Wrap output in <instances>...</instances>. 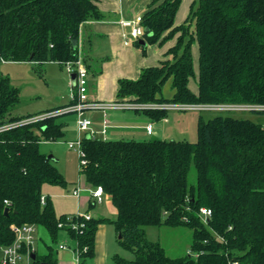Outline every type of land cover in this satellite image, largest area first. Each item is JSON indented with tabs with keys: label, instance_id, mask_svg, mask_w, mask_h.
<instances>
[{
	"label": "trees",
	"instance_id": "obj_1",
	"mask_svg": "<svg viewBox=\"0 0 264 264\" xmlns=\"http://www.w3.org/2000/svg\"><path fill=\"white\" fill-rule=\"evenodd\" d=\"M97 1L0 0V63L64 66L80 56L88 74L78 40L84 23L104 18ZM181 1L152 0L142 14L146 46H161L173 38L175 44L165 60L143 69L138 79H120L117 101L264 104V0H196L184 22L174 26ZM135 46L146 55V46ZM191 79L196 94L189 89ZM168 82L172 94L164 98L161 92ZM18 102V89L0 75V128L39 115L13 114ZM133 112L155 122L169 114ZM61 117L0 131V247L12 244V225L33 224L47 232L52 244L43 255L34 252L28 264H57L53 245L60 232L75 240L78 264H88L97 227L108 223L118 235L117 243L133 255L130 261L114 256L115 264H264V125L217 114L208 120L198 116L194 143L84 137L86 166L80 174L87 185L101 187L110 197L116 219L73 218L72 223L83 224L74 230L57 227L67 215L57 216L48 197L41 204L43 185L66 187L62 174L40 150L42 143L65 136ZM191 171L194 182H189ZM200 208L212 213L205 224ZM148 226L190 230V254L168 257L159 243L146 239Z\"/></svg>",
	"mask_w": 264,
	"mask_h": 264
},
{
	"label": "crops",
	"instance_id": "obj_2",
	"mask_svg": "<svg viewBox=\"0 0 264 264\" xmlns=\"http://www.w3.org/2000/svg\"><path fill=\"white\" fill-rule=\"evenodd\" d=\"M193 1H181L179 9L175 15L174 26H178L184 22L189 14V8ZM151 2L152 0H98L97 6L104 15L103 20L88 21L81 26L78 40V49L79 52L85 56L86 66H89L87 77V91L88 99L90 101H117L118 99L116 97V93L118 90V81L120 79H138L143 69L155 67L159 64V62L165 60V53L170 47L175 44L176 38L167 41L161 46L157 44L147 45L146 55L143 56L141 54V50L135 46V43H138L139 40H135L130 36V28L122 27L119 24L121 20L132 21L136 17H141L142 14L147 10ZM125 42H127V44H125ZM191 53L193 58L194 71L197 76L199 55L197 44H194L192 46ZM44 64H47V66L56 65L61 69L64 68V66L53 62ZM70 77L71 75L68 74V79L66 81L67 87L69 86L68 94L66 96H61V104L55 109L64 108L71 103L70 95L75 93V88L73 86L74 84L71 82ZM189 89L193 93H197L196 84L192 89L189 82ZM132 112H109L105 118L108 128L104 139H134L138 141L157 138L160 139L159 137H156L159 134L156 125L165 123L171 119L168 116L167 118L159 122H155L144 114L136 112H134L133 114ZM87 114V117L92 121V129L96 132L100 131L103 121L102 115L98 112H89ZM58 121L60 123L66 124L65 135L66 131H69V128L74 129L70 131L73 133V138L67 141L70 142L76 140L77 132L75 128V116L65 115L59 118ZM148 125L152 126V134H148L146 131L145 127ZM67 141H65L64 136L59 141L42 143V145L57 144L59 142L67 143ZM49 154L55 159V161H52L53 164L59 162L54 157V155L51 154V151L49 152ZM71 184L72 188L66 195L62 191L65 190L64 188L51 185H43L42 187V197H48L51 200L55 214L57 216L72 215L76 214L77 212H81L89 213L91 217L95 219H107L110 221L116 219V210L113 207L111 199L107 194H105L104 200L100 205H95L90 193L88 192V190L93 189V187L87 185L83 177L77 183ZM78 187L85 190L80 192L79 197H76L73 195V192ZM67 199L69 200L68 206L64 205V203H67ZM91 204H93L94 207L90 209L89 206ZM107 225L113 227V225L108 223L100 224L97 227L95 235L94 257L88 262V264H98L99 255L103 256L104 258L103 254L105 252V242H101L100 233L102 231V228ZM49 241L51 243L50 238ZM68 241H70V239L68 238L67 234L64 232H60L56 243H58L59 245L66 244L67 246L72 248V245H69ZM43 246V249H41L40 247L35 248V253L37 255H43L46 253V248L48 245L43 243ZM69 250L71 251L67 252L65 249L62 250L58 248L54 250V256L57 260V264H77V262H75L72 249ZM94 259L96 260L92 263ZM103 262L104 264H106L105 259Z\"/></svg>",
	"mask_w": 264,
	"mask_h": 264
},
{
	"label": "rangeland",
	"instance_id": "obj_3",
	"mask_svg": "<svg viewBox=\"0 0 264 264\" xmlns=\"http://www.w3.org/2000/svg\"><path fill=\"white\" fill-rule=\"evenodd\" d=\"M0 75L2 77H8L10 85L18 89L19 102L13 114L36 115L48 110H50V114L58 112L60 109L55 108L61 104V96H66L69 91V86L67 87L66 84L68 74L64 68L61 69L56 65L47 66V64L30 62H1ZM195 84V80L191 79L190 87L192 89ZM171 94L172 90L170 88V82H168L163 87L161 95L164 98H168ZM126 112L131 113L132 111ZM132 113L134 114V112ZM42 115L44 114H39L38 116ZM216 115L215 113H200L196 111L170 112L168 115L171 118L170 120L156 125L158 128L157 131H159L156 137L162 140H186L194 143L197 140L196 121L198 116H202L205 120H208ZM229 115L233 118L248 119L254 123L264 125V113L242 112ZM71 130L74 129L69 128V131H66L65 141L73 138V133L70 132ZM62 142L41 145L40 150L47 156L50 155L49 152L51 151V154L59 161L54 165L66 181V188L62 190L66 195L72 188L71 183H77L83 176L80 174L77 153L74 150L68 149L66 143ZM194 178V171H191L189 182H194ZM66 201L67 203H64V205L68 206L69 200L67 199ZM102 231L100 233L101 242H105V252L103 254L104 258L99 255L98 264H104V259L106 260V264H115L113 260L114 256H118L126 261L133 260V255L117 243L118 235L115 233L112 226H104ZM144 231L146 239L150 242L159 243L168 257L178 258L190 254L192 237V232L190 230L185 228L171 229L164 226H148L144 228ZM36 236L37 241L35 248L40 247L43 249V243L51 245L49 236L43 228H37ZM69 239L70 241H68V244L73 246L74 239ZM58 245V243H55L53 249H57ZM68 247L65 249L67 252L71 251L69 249H72ZM73 255L74 259H76L74 252ZM95 260L96 259H94L92 263L95 262Z\"/></svg>",
	"mask_w": 264,
	"mask_h": 264
},
{
	"label": "built area",
	"instance_id": "obj_4",
	"mask_svg": "<svg viewBox=\"0 0 264 264\" xmlns=\"http://www.w3.org/2000/svg\"><path fill=\"white\" fill-rule=\"evenodd\" d=\"M141 17H136L132 21L121 20L119 24L122 27L130 28V36L135 40H140L143 35V28L140 25ZM127 44V42H125ZM64 68L69 75L75 76L74 88L75 93L70 95L72 103L66 107L54 112L52 114L45 113L42 116H36L28 120L9 124L0 128V131L14 128L21 124L35 122L47 117H60L66 114L75 116V128L77 132V138L74 141L66 143L68 149L74 150L79 158V170L86 166L85 154L81 149V140L84 137L96 138L100 136L104 139L108 125L105 121L107 114L111 111H134V110H165L168 112H183V111H196L200 113L209 112L215 114H232L242 112L264 113V104H244V103H219V104H136L126 101H114V102H98L90 101L88 99V83H87V71L82 63L80 56L75 61H70L64 64ZM89 112H98L102 115V128L96 132L92 129V121L87 117ZM148 134H152V126L145 127ZM78 187L73 195L79 197L80 192L84 191ZM94 204L100 205L105 193L101 187L89 189ZM44 203V197H41V204ZM5 204L7 202L5 201ZM211 210L208 208H200L199 217L206 222L211 217ZM83 217L85 220H89L91 215L89 213L77 212L76 214L67 215L65 217V223H58L57 227L63 229L65 225L69 228L77 230L79 227H83V224L78 225L72 223L73 218ZM37 226L33 224H24L22 226L12 225L10 227L11 232L14 235L12 244L4 247H0V264H28L32 259L31 255L35 252V244L37 241ZM66 244L58 245V249H66ZM72 251L75 254V260L79 262V251L74 240ZM228 264H238L237 262H229Z\"/></svg>",
	"mask_w": 264,
	"mask_h": 264
},
{
	"label": "water",
	"instance_id": "obj_5",
	"mask_svg": "<svg viewBox=\"0 0 264 264\" xmlns=\"http://www.w3.org/2000/svg\"><path fill=\"white\" fill-rule=\"evenodd\" d=\"M145 31H146V30H145ZM138 43H139L140 45L146 46L144 40H139ZM76 45H77V42L74 41V42H73V46L76 47ZM70 78H71V82L74 84L75 76H74V75H71ZM47 158L50 159L51 161H55V159H54L53 156H51V155L47 156ZM7 214H8V209H5V210H4V215L6 216ZM119 238H120V236H119ZM34 258H35V255L32 254V255H31V259L33 260Z\"/></svg>",
	"mask_w": 264,
	"mask_h": 264
}]
</instances>
